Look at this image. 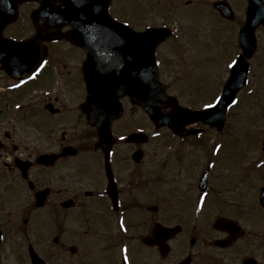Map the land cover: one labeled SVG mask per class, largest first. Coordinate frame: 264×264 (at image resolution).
I'll return each mask as SVG.
<instances>
[{
	"label": "flooded vegetation",
	"instance_id": "af4514ba",
	"mask_svg": "<svg viewBox=\"0 0 264 264\" xmlns=\"http://www.w3.org/2000/svg\"><path fill=\"white\" fill-rule=\"evenodd\" d=\"M7 2L0 0V22L6 21L0 39L30 40L36 49L24 56L0 51V264H264V137L257 155L246 146L230 154V140L242 137L229 119L235 104L221 128L195 120L181 131L156 126L141 107L150 131L139 124L129 129L135 120L125 119L128 96L114 117L111 98L113 108L100 114L113 115L106 146L87 112L88 52L71 42L73 23L53 16L61 2L52 0L46 14L42 0L17 1L10 12ZM141 2L151 17L127 21L137 31L170 30L156 56L160 78L180 105L188 106L189 93L196 103L217 102L230 60L247 55L241 35L249 19L255 23L250 70L264 69V0ZM211 13L227 27L223 50L230 55L227 79L212 96L169 75V69L204 70L216 40L210 35L203 42L191 28L199 26L195 17L214 22ZM186 15L192 24L181 22Z\"/></svg>",
	"mask_w": 264,
	"mask_h": 264
},
{
	"label": "water",
	"instance_id": "95a60500",
	"mask_svg": "<svg viewBox=\"0 0 264 264\" xmlns=\"http://www.w3.org/2000/svg\"><path fill=\"white\" fill-rule=\"evenodd\" d=\"M9 1L11 0H8V4ZM17 1L12 0L13 4L8 6V12L14 9ZM42 1V13L46 14L47 9L51 8L52 0ZM59 1L62 6L53 9L55 21L72 22L74 28L69 32L72 40L84 45L89 53L90 67L85 72L89 90L87 105L92 108L89 110L90 121L100 127L103 144H110L109 124L113 115L100 119V114H104L106 107L113 108L110 99L114 98V117H119L122 113L119 98L125 94L134 103L141 105L158 126L165 123L175 124V128L181 131L186 123L195 120H203L218 125L219 128L223 126L228 105L247 80L249 64L244 57L233 67L218 104L204 110L184 108L177 103L176 98L167 94L159 79L155 47L167 35L165 30L150 29L141 33L133 31L109 15L111 0H86L83 3L80 0ZM85 10L92 11V15L87 16ZM2 18L0 27L6 22ZM254 28L255 23L250 20L242 31L248 57L254 50ZM30 45V41L0 39V51H11L20 56L28 55L25 53L29 51ZM166 105L173 106L174 111L164 114L162 108ZM138 135L142 134H134L131 139H138ZM262 202L264 204V198Z\"/></svg>",
	"mask_w": 264,
	"mask_h": 264
},
{
	"label": "rangeland",
	"instance_id": "374dc122",
	"mask_svg": "<svg viewBox=\"0 0 264 264\" xmlns=\"http://www.w3.org/2000/svg\"><path fill=\"white\" fill-rule=\"evenodd\" d=\"M133 10H136L139 13H135L137 16H139V18L135 17V15H132V13H134ZM111 13L120 20L132 18L136 21H139L140 19L145 21V19L151 17L148 13L144 16V5H142L141 0H115L114 8L112 7ZM200 14L206 16L203 10ZM158 17V23H161L162 19L159 15ZM208 17L214 22H208L206 19L207 17H203L204 20H200L195 17L194 19L199 23V26L193 25L191 28V33L203 42H205L207 37L210 35H212L216 40L215 44L211 41L209 42L212 45V49H215V51L211 52V58L208 60L204 70L200 69L198 73L190 72L191 75L189 76L190 73L187 71L176 72L173 69H169V75L173 76L177 83H184L181 81H185L187 78L188 82L186 84L194 86L197 89V93L199 95H201L202 92L204 93L206 88L209 94L212 96L222 89L223 83L227 79V61L230 60V55H225L226 51L223 50L226 48L225 45L227 44L226 29L223 28H227L226 25L221 23L219 20L217 21L216 17H214L212 13L208 14ZM186 19L188 21L181 19V22L189 23V25L192 24L193 18L191 19L188 15H186ZM145 26L146 25L144 24L143 27ZM139 27L141 28L142 26L140 25ZM29 31V29H23L24 34L29 33ZM170 59L173 61L176 58ZM231 63L232 61L230 60V64ZM250 77L251 79L249 80L248 85L245 86L244 92L241 95V100L229 110V119L234 125L237 121L241 131L240 134L242 136L240 143H235L233 140H230V146L228 150L231 155L234 153L236 147L239 146H246L247 150L248 148L252 147V152H254V155H257L256 151L260 150L259 146L261 145L262 138L264 137V69H252ZM163 79H167L165 71ZM174 92L177 93L178 91L175 90ZM190 95L192 96L193 93H189L188 95L185 94L186 97H183V102H185L184 104L193 108L203 106V100L200 102L197 101V103L193 102L190 98ZM126 107L127 116L125 119L127 120V118H133L135 120L134 122L130 123V126L128 125L129 129L137 127L138 124L145 126L147 130L150 131L154 129L153 125L149 122L146 115L144 114L145 111L141 107V109L136 108L139 106L134 105L131 102H127ZM241 114L244 117H238V115ZM233 119H235V122ZM214 141H216V138L212 137L209 140V145H212ZM150 145L153 146L155 144L151 143ZM262 158L264 160V152H262ZM194 222L195 219L192 220V223ZM203 222L204 218H200L199 224H202Z\"/></svg>",
	"mask_w": 264,
	"mask_h": 264
},
{
	"label": "snow or ice",
	"instance_id": "6c2138e0",
	"mask_svg": "<svg viewBox=\"0 0 264 264\" xmlns=\"http://www.w3.org/2000/svg\"><path fill=\"white\" fill-rule=\"evenodd\" d=\"M235 64H236V61H232V64L229 65V67H232ZM217 102H219V97L217 98ZM232 103L235 104V103H237V101L236 100H233ZM205 107L206 108H213L214 105L213 104H206Z\"/></svg>",
	"mask_w": 264,
	"mask_h": 264
}]
</instances>
